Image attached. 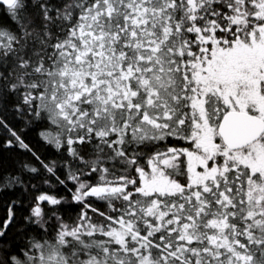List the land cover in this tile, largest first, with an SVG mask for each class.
<instances>
[{
	"label": "snow or ice",
	"instance_id": "snow-or-ice-1",
	"mask_svg": "<svg viewBox=\"0 0 264 264\" xmlns=\"http://www.w3.org/2000/svg\"><path fill=\"white\" fill-rule=\"evenodd\" d=\"M0 264H264V0H0Z\"/></svg>",
	"mask_w": 264,
	"mask_h": 264
}]
</instances>
